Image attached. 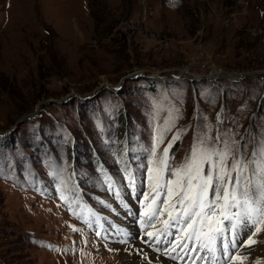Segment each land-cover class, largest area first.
<instances>
[{
	"label": "rangeland",
	"instance_id": "374dc122",
	"mask_svg": "<svg viewBox=\"0 0 264 264\" xmlns=\"http://www.w3.org/2000/svg\"><path fill=\"white\" fill-rule=\"evenodd\" d=\"M201 140L259 179L264 0H0V264H219V240L175 254L140 225L149 162L167 148L179 167ZM249 231L229 252L264 264Z\"/></svg>",
	"mask_w": 264,
	"mask_h": 264
},
{
	"label": "snow or ice",
	"instance_id": "6c2138e0",
	"mask_svg": "<svg viewBox=\"0 0 264 264\" xmlns=\"http://www.w3.org/2000/svg\"><path fill=\"white\" fill-rule=\"evenodd\" d=\"M161 141L162 135L157 136V144ZM203 143L201 140L194 146L179 167L170 168L167 148L159 159L149 162L146 168L149 194L141 193L144 211L140 215L144 219L140 225L142 228H156L161 223L164 226L162 232L158 229L159 235L151 231L144 233L149 246L151 242L168 243L171 251H175L196 242L200 248L215 253L219 240L228 264H236L237 260L243 264V258L230 253L229 249H237L236 237L242 229H250L244 243L251 245L255 243L252 237L264 226V147L259 153H253L254 158L259 157L251 162L256 165L252 175L259 177L253 181L245 175L248 166L241 158L231 155L227 143L225 151L202 148ZM152 155H156L155 145ZM205 165H208L207 173ZM166 172L171 178L165 179ZM128 178L135 188V179L131 174ZM165 215L167 218L162 219ZM161 235L172 236V239L162 240Z\"/></svg>",
	"mask_w": 264,
	"mask_h": 264
},
{
	"label": "bare ground",
	"instance_id": "6f19581e",
	"mask_svg": "<svg viewBox=\"0 0 264 264\" xmlns=\"http://www.w3.org/2000/svg\"><path fill=\"white\" fill-rule=\"evenodd\" d=\"M169 246V245H168ZM166 248H168V250H170L171 251V249H170V246L169 247H167L166 246ZM144 250V249H143ZM143 250H140L142 253H147V252H143ZM156 252V251H155ZM154 251H152L150 254H148V256L150 257V259L151 260H153V261H155L157 264H176L174 261L173 262H168V261H166V260H164L163 258H160L156 253H155ZM172 252H174L175 254H177V249L175 250V251H172ZM126 256V255H125ZM127 257V256H126ZM200 258H201V262L200 263H207L208 261H210V259H207V257L206 256H202V255H200ZM129 259V260H128ZM128 259H126L125 257H123V260H125L126 261V263H128L129 264V262H138V259L137 258H131V257H128ZM128 260V261H127ZM226 259L224 258V254L222 255V256H219V264H226ZM181 263V262H180ZM190 263L192 264L193 263V260H190ZM211 263H213V264H215V261L213 262H211Z\"/></svg>",
	"mask_w": 264,
	"mask_h": 264
},
{
	"label": "water",
	"instance_id": "95a60500",
	"mask_svg": "<svg viewBox=\"0 0 264 264\" xmlns=\"http://www.w3.org/2000/svg\"><path fill=\"white\" fill-rule=\"evenodd\" d=\"M233 75V76H232ZM232 75H226V74H224L223 76H221V77H224V78H226V79H228V80H230V81H234V82H236V81H241L242 79H244V78H257V79H259V78H262V74H259V75H254V74H240V75H237V74H232ZM235 76H237V78H235ZM134 77L132 76V77H130V78H128V79H133ZM203 79H206L207 81H211L212 79L211 78H203ZM105 88H108V87H104L103 89H105ZM102 91V89H99V90H97L95 93H94V95H96L97 93H99V92H101ZM47 103H49V102H47ZM44 105V103H42L41 104V106H43ZM40 106V107H41ZM31 116H26V117H23L19 122H18V124H20L22 121H24L25 119H27V118H30Z\"/></svg>",
	"mask_w": 264,
	"mask_h": 264
},
{
	"label": "built area",
	"instance_id": "2783aa9c",
	"mask_svg": "<svg viewBox=\"0 0 264 264\" xmlns=\"http://www.w3.org/2000/svg\"><path fill=\"white\" fill-rule=\"evenodd\" d=\"M138 24H136L137 28H136V31L138 33H142V36H150V37H154L153 34H150L148 32V30L146 28L143 27L142 23L141 22H137Z\"/></svg>",
	"mask_w": 264,
	"mask_h": 264
}]
</instances>
